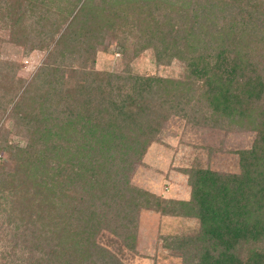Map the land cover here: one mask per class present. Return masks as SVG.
<instances>
[{
    "label": "trees",
    "instance_id": "1",
    "mask_svg": "<svg viewBox=\"0 0 264 264\" xmlns=\"http://www.w3.org/2000/svg\"><path fill=\"white\" fill-rule=\"evenodd\" d=\"M233 2L241 6L240 18L264 10V0ZM73 4L0 0L6 40L23 55L47 50L26 81L16 78V61L0 58V120L7 113L15 133L25 138L22 147L0 141V151L11 149L13 161L10 171L0 165V192L13 196V228L20 239L5 264H123L96 243V236L106 230L133 250L137 211L143 207L198 220L190 235L163 237L164 247L180 253L181 264H264V25L251 26L253 46L237 37L223 40L219 33L215 48L206 40L197 49V31L190 22L185 28L188 13L177 8L164 30L155 20L157 34L146 35L140 49L152 47L156 62L183 60L188 74L170 80L127 73L131 84L122 94L117 76L87 69L94 63V24L100 16L75 26L79 20L71 19L79 8ZM66 72L72 74L70 84L63 79ZM197 81L204 85L203 102L190 117L213 127L233 124L254 131L250 147L236 151L238 171L189 168V197L181 201L130 185L131 164L161 119L171 111L187 113Z\"/></svg>",
    "mask_w": 264,
    "mask_h": 264
},
{
    "label": "rangeland",
    "instance_id": "2",
    "mask_svg": "<svg viewBox=\"0 0 264 264\" xmlns=\"http://www.w3.org/2000/svg\"><path fill=\"white\" fill-rule=\"evenodd\" d=\"M67 1L70 4L74 1L75 10L79 8L75 17H69L72 23L79 20L75 26L86 23L92 14L100 16L97 24H94L97 29L94 63L87 66V69L117 76L115 83L121 88L122 94L128 92L131 84L126 80L127 73L170 80H180L188 74L183 60L172 58L167 61L163 58L164 61L156 62L152 47L140 49L147 43L146 35L154 37L157 34V28L152 25L155 20H161L160 28L164 30L165 24H162L172 20L177 8H183L188 13L185 28L189 27L190 22L197 31V37L200 39L197 49L206 40H212L208 45L215 48L221 34L223 40L237 37L253 46L255 37L251 26L255 27V24L261 23L264 25V10L258 9V12L250 14L242 13L240 18L237 12L241 6L233 0ZM262 5L264 6V2ZM209 7H212L210 14L206 12ZM203 13L209 14L208 18H202ZM0 24V58L16 61L19 64L16 78L26 81L44 61L47 50H32L23 55L20 46L6 40L7 28L3 26L2 21ZM136 37L141 46L135 43ZM64 56L65 64L66 55ZM71 64L78 68V60L72 59ZM71 78V73H64L63 79H67L69 84L72 82ZM197 86L184 107L186 114L171 111L166 118L159 121L152 141L140 158L131 164L128 174L130 185L154 193L162 199L179 201L178 198L189 197L190 187L186 175L189 168L201 167L229 173L238 171L236 151L250 147L254 131L250 128H234L233 124L228 128L213 127L199 122L197 117H190V112L193 114V109L199 108L203 102L200 93L204 85L197 81ZM155 99L149 101L154 103ZM3 140L20 147L25 143V138L15 133V124L12 118L7 117V113L0 120V141ZM9 155V148L0 151V165L10 171L13 161ZM9 195V191L0 192V264H5V261L8 262L9 258L13 257L10 253L12 254L14 245L16 251L20 247V239L16 234L19 229L13 228L17 210H11L13 196ZM170 206L164 204L166 208L171 209ZM197 228L198 220L194 217L163 215L143 207L137 211L133 250L126 249L106 230H102L95 240L97 244L115 254L123 264H181L180 253L164 247L163 237L187 236Z\"/></svg>",
    "mask_w": 264,
    "mask_h": 264
},
{
    "label": "crops",
    "instance_id": "3",
    "mask_svg": "<svg viewBox=\"0 0 264 264\" xmlns=\"http://www.w3.org/2000/svg\"><path fill=\"white\" fill-rule=\"evenodd\" d=\"M154 194V193H153ZM188 198V197H187ZM186 197L183 196V198H178L177 200H187Z\"/></svg>",
    "mask_w": 264,
    "mask_h": 264
}]
</instances>
